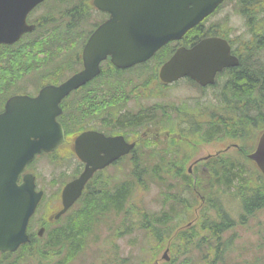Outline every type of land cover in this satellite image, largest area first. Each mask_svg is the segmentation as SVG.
<instances>
[{"label": "water", "instance_id": "95a60500", "mask_svg": "<svg viewBox=\"0 0 264 264\" xmlns=\"http://www.w3.org/2000/svg\"><path fill=\"white\" fill-rule=\"evenodd\" d=\"M42 0H0V42H12L30 27L26 13ZM221 0H93L109 14L91 34L82 52L84 68L59 86H46L38 95L14 96L0 113V252H12L28 240L26 226L42 192L35 190L34 177L18 175L41 151L55 149L63 140L62 126L56 122L60 100L98 72V63L107 55L117 67L147 60L169 40L180 36L210 13ZM225 41L206 38L191 48L179 47L160 67L159 78L171 82L189 76L206 84L216 71L236 65ZM121 136L105 137L95 131L82 132L75 139V152L84 169L62 190L64 212L80 195L85 182L97 169L127 153ZM264 176V131L255 150L247 155Z\"/></svg>", "mask_w": 264, "mask_h": 264}, {"label": "trees", "instance_id": "16d2710c", "mask_svg": "<svg viewBox=\"0 0 264 264\" xmlns=\"http://www.w3.org/2000/svg\"><path fill=\"white\" fill-rule=\"evenodd\" d=\"M78 2L79 0H57V3H60L62 8L68 10L78 4ZM251 19H256L255 15ZM49 22H51L50 19ZM190 32L193 37L190 36L191 40L189 42L203 35L198 26L191 29ZM51 34H53V31H51ZM261 34L263 36L264 32H261ZM262 36L258 37V39H262ZM9 50L0 49V52H4L3 60L8 55ZM171 50L172 48L169 45L164 46L159 51L160 54L158 53L160 56L158 61L165 59L171 53ZM11 55L16 57L17 51H13ZM244 69L245 67L240 65L236 72H231L228 81V85L231 86L229 87L231 95L226 98L225 94L227 92L222 93L224 100L223 105L220 107L222 112L221 114L212 115L209 119L210 121L205 126V141L230 137L247 142L250 131L257 128L264 129V81L262 83L260 80L252 82L251 77L245 71H242ZM144 78L142 75H138L129 77L128 80L141 81ZM122 82L119 74H116V83L114 84L117 85L118 90H113V93L110 92L106 98L102 97L99 102L96 101L98 97L97 90L91 89L94 82H90L89 89L82 90L75 101L67 103L68 106H64V113L60 117L65 123L66 129L75 132L76 129L83 128L88 119L96 117L99 112L105 109H109L110 107L108 106L113 105L116 103L115 100L119 99L115 95L120 92V89H123ZM145 83H147V80L141 82V84ZM76 101L80 103L77 105L75 104ZM157 109L162 112L158 113L159 116L155 123L160 127L167 128L168 126L172 132L170 123L167 121L169 112L161 108L160 104L157 105ZM181 110L180 107H175V114L178 113L179 116L183 117L184 113H181ZM143 114L144 111L137 116L128 115L126 118H122L121 122L125 127L132 126L131 124L138 122ZM142 122H144V119H142ZM173 123L175 125L174 121ZM190 133L196 137H202L200 128L192 130ZM182 137L186 136L182 135ZM181 141H183L181 137L179 139L171 137L169 141L162 145L159 142L147 144V149H150L147 153H141L136 158L128 160V165L131 168L129 181L124 179L114 187L109 185L105 187V184H102L101 186L90 188L89 185L86 188L85 200L79 213L83 215L79 219L77 218V221H74L72 226L64 228L59 235L58 233H49V240L46 239L37 249H31L30 246L24 244L12 254H1L0 264H21L22 261L26 262L29 259L35 260L37 264H51L54 258L61 256L62 252L61 248L56 247L53 243L55 236L58 235L61 244L65 240L71 242L75 238L77 240L80 237L83 238L85 230L80 228L81 223L84 224V222L89 228L85 238L92 234L94 232L93 227L98 223V216H105L111 213V208L116 211L121 209L122 211L123 205L131 194L129 187L140 186L139 184L142 183L141 180H143L144 176H149L159 185L162 183L168 187L173 186L172 181L174 180L178 181L176 184L180 183L179 190H175L173 194H167L163 202L171 200L170 209L180 210L181 213L178 214V217L180 221H183L182 224L174 225L175 227L170 230L169 223L175 222V214L169 209L160 214L140 211L143 219L139 227L151 234L158 243L157 247L161 246L162 242L169 241L170 247L180 246V252H194L197 254L194 258L189 256L178 263H175L173 256L172 260L167 264H232L229 261L227 263V260L225 261L228 244L221 240V235L233 229L237 223H244L256 211L264 209V179L253 163L250 165L249 161L233 160L232 158H212V164L207 170L204 171L199 166H195L192 172L188 173L186 168H184L185 161L181 162L182 159L176 157L178 155L177 152L180 150L179 142ZM242 148L245 149V146ZM174 157L176 161L172 160ZM153 159L156 161L151 162ZM174 166H177V168H173ZM148 168L150 171H148ZM143 169L145 171H141ZM95 180H100V177L95 178ZM102 181H105V179L103 178ZM93 189L97 191H92ZM184 189L188 190L190 194L187 199L180 197V191ZM227 194L239 200L241 210L239 219L231 217L220 202V198ZM201 197L203 198L202 202L200 201ZM191 202L201 204V207L196 216L194 215L195 222L188 227H181L187 220L188 210L192 206ZM125 215L127 216L126 219H128L130 216L129 209H125ZM81 245L82 242L75 253H80ZM68 257L66 254L61 259L56 260L54 264H59L58 261L67 260ZM121 262L129 264L128 262ZM234 264H258V260L254 258Z\"/></svg>", "mask_w": 264, "mask_h": 264}, {"label": "flooded vegetation", "instance_id": "af4514ba", "mask_svg": "<svg viewBox=\"0 0 264 264\" xmlns=\"http://www.w3.org/2000/svg\"><path fill=\"white\" fill-rule=\"evenodd\" d=\"M92 1L93 0H79L78 4L69 10L62 8V5L57 3V0H48L47 4L42 5L43 1L32 8L26 15V22L33 25V30L23 34L13 43H0L1 50L10 49L4 60V52H0V60H3L0 61V73L2 74V76L0 74V111H2L6 100L11 96L23 94L34 96L45 85L59 84L65 80L66 77L81 68L80 59L82 49L90 33L108 17L105 12L95 9ZM254 8L257 14V22L251 19ZM231 12H233L236 17L243 20L245 29H240V35H235L233 31H231V26L236 27L232 24V20H230ZM49 19L51 22H49ZM198 27L199 30L203 32L202 37L216 35L225 38L230 46V53L238 59V65L236 67L224 68L216 74V77L217 75L224 77L231 74V72H236L238 66L241 65V67H245L242 71H245L251 77L252 82L260 80L262 83L264 81V35L262 36L260 32L261 29H264V0H223L215 11L206 17ZM45 28H51L53 34H51V31L45 33ZM33 32H36V34L31 35ZM190 36L193 37V34L186 33L179 41L173 43L175 46L190 44L193 41L187 42ZM260 36H262L261 40L258 39ZM13 51H17L16 57L15 55H11ZM105 63H107V67L114 69L109 65L108 60H106ZM101 67H105L104 63ZM99 79H101L100 76L93 81L94 83L91 87V89H96V92L105 89L104 79ZM89 88V83H86L78 89L73 90L66 96L67 98L70 97L68 99L65 98L67 99L65 101L63 100V104L68 106L67 103L75 101L82 90ZM206 88L209 87L204 86L201 89ZM79 103V101L75 102L77 105ZM109 111L110 109L106 112ZM123 112L124 111L120 110L119 116H122ZM147 117H149L150 121L154 118L152 113H145L140 116L138 122L132 123L131 125H140L142 119ZM84 127L85 129L82 131L97 130L103 132L106 136L123 135L128 142L134 140L131 139L128 134H125L126 127L121 121H109L108 118L104 116L88 119ZM147 128H152V126L145 127V129ZM152 132V130L143 132L146 138L145 143H147L148 140H156L148 136V133ZM131 134L132 132L130 135ZM76 136L77 135L71 139V142L66 144L65 147L67 148H63L64 151H59V148H57L51 153H42L39 156L46 157L48 163L52 165H55V163L51 162L54 156L58 157V162L66 160L69 153L74 154L73 147ZM136 140H139V138ZM37 158L39 157L37 156L36 159ZM120 161V158L114 160L107 168L114 167L120 169ZM49 164L47 165L51 167ZM30 165V163L27 164L20 178L24 173L31 172ZM35 165V162L32 163L31 168L33 166V172L36 173L34 169ZM83 166V163L79 162L70 174H65L67 177L65 176L66 179H64V181H54L52 183L54 190L49 193L36 177V190L43 191L42 198L44 193H46L44 202H46L47 209L51 210L56 207V211L53 214H47L46 216L32 221L31 225L29 224V228L36 227L38 229L43 227L45 230L46 225L49 223L54 224L53 222L60 219L62 215L58 219H53V216L61 209V190L66 182L80 174ZM175 167L176 166L173 168ZM0 168H5L4 164H0ZM201 168L204 169L203 166ZM77 200L75 202H77ZM75 202L73 205H75ZM42 237L43 234L38 235L37 232L32 231L30 234V243L33 244L34 242L41 241Z\"/></svg>", "mask_w": 264, "mask_h": 264}, {"label": "rangeland", "instance_id": "374dc122", "mask_svg": "<svg viewBox=\"0 0 264 264\" xmlns=\"http://www.w3.org/2000/svg\"><path fill=\"white\" fill-rule=\"evenodd\" d=\"M230 20H232V24L236 26V27L231 26V31H233V34L235 35H240L239 33L240 29L241 28L245 29V27L243 26V20L236 17L233 14V12H231L230 14ZM149 88L154 93L157 94L164 93V94L158 96L156 99L151 101L149 100L145 101L144 99H140L137 100L136 102H130L128 104L130 108L129 111L136 112L141 108L145 109L143 105L147 108L151 103L154 102L161 103V106L168 112L170 110V104L179 105L185 102L187 104V107H192L198 103L203 112L202 119H204V117L206 116L211 117L214 114L216 115L218 113L221 114L222 110H220V107L219 108L216 107V104L220 106L223 105L224 103L221 94L223 92H227V94H225V97L227 98H229L231 95L230 92L231 90L223 88L222 83H219L217 86L213 88H207L202 91H198L197 88L195 90V88L189 86L186 81H182V80L177 82V84L175 85L169 86L168 88L163 87L161 84H155L154 87H149ZM156 113L158 112H154V114ZM171 117H174V114L172 116L171 113ZM195 120L196 119H192L189 121H195ZM195 126H197V124H195ZM256 131L257 129L254 131V133H256ZM230 143L231 142L229 140L225 139V140H214L210 143L202 144L200 145V147L196 148L194 156L195 157L204 156L208 153H212L216 151L217 149H222ZM185 146L188 148L185 149L186 152L190 153V149H191L190 145L185 144ZM231 155H235V152L232 151V149L227 151L226 155H224L223 157L230 158ZM172 160L176 161L175 157ZM154 161L156 160L153 159L151 162ZM125 163H126V159L121 161L120 169L110 167L107 169V171H105L102 174V177L107 180L110 187H114L116 184L120 183L124 179L125 181L130 180L131 168L128 166V161H127V165H125ZM35 164L36 165L34 169L37 171L38 181L45 186V189L47 190L48 193L53 192L54 190L52 183L54 181H57L55 180V176L58 175L57 174L58 171L64 172L65 174L68 175L77 166V162L74 159V157H68L66 162H64L59 168H55L56 171L52 169L51 164L48 163V160L45 157L40 158L38 161L35 162ZM47 164H49L51 167H49ZM211 164L212 161L209 162V166ZM186 166L187 165H185L184 168ZM228 166L235 167L231 165ZM239 170L241 169L239 168ZM141 171H145V169ZM148 171H150L149 168ZM141 181L142 183L139 184L140 186L135 185L132 188L129 187L131 194L129 199L123 206V211L118 215H114V214L110 215V220L112 221L114 227L110 228L109 231L107 230L105 232L103 230L101 231V228L105 227V221L103 219L97 221L98 223H96L94 226L95 229L94 232L96 238H93L90 235L85 239L87 244L83 246V250L86 252L85 255L86 257H90L91 255L93 256V252L96 250L95 245L92 244L99 243L98 245H96V247L98 248L104 246L101 238L108 233L107 235L112 238V244H113V247L109 246V251L107 254L108 259L121 256L127 259V261L124 262H128L129 264H146L147 262L152 261L154 258L155 259L153 264L155 263L159 264L163 261L161 260V257L159 258V255L162 256L163 248L165 247V245L159 251V248L156 249L157 246L155 244V240L153 239V237L149 233L141 230L139 225L143 218L140 214V211L143 210L148 213L160 214L163 211L169 209V211L175 214L174 217L175 222L169 223L170 230H172L175 227L174 225L177 226L182 224L183 221H180L178 217V214L181 213L180 210L170 209L172 202L171 200H167L165 203L163 202L167 194H173L175 190L177 191L179 190L180 183L176 184L178 182L177 180L172 181L173 186L175 188L173 186L168 187L167 185L162 183L161 185H159L149 176H144L143 180ZM180 193H181L180 197L184 199H187V197H189L190 195L188 190L185 189L180 191ZM220 202L222 203L226 211L231 215V217L235 219H239L241 210H240V204L238 198H233L232 196L227 194L223 196V198H220ZM197 206L198 203L196 204L192 203L191 208H189L188 210L189 215L187 214L188 218L186 221L192 219V217L195 214V210ZM79 207L80 205L72 209L65 216V218H68L72 214L76 213V210ZM46 209L47 206L44 203V205L39 209V212L35 218L39 219L40 217H42L43 214L46 212ZM125 209L126 210L129 209L131 213L128 219H126L127 216L124 214ZM65 218L63 219L62 222H64ZM58 235L55 236L53 243L56 245V247H60L62 252H61V256L54 258L51 264H54L56 260L66 256V254L75 253L76 251H78L79 244L82 242V237H80L78 240L77 238H75L71 242L65 240L63 244H61L60 239H58ZM221 240L224 243L228 244L227 245L228 250L225 254L226 257L225 261L227 260L226 261L227 263L229 261L230 263L234 264L237 262H244V260H252L256 258L258 260V264H264V209L256 211L253 215L247 218L244 221V223H237L233 229L228 230L221 235ZM108 242L109 245H111L110 240H108ZM180 250H181L180 246L170 247L169 257L174 256L173 260L175 261V263H178L189 256L194 258L197 255L194 252L183 253L180 252ZM84 251L78 256L77 259H75V261H69L67 264H89L92 260V257L91 260L85 258ZM82 258H84V260L82 262H79ZM96 259L97 260L95 261V263L100 264L99 258ZM21 264H37V263L35 262V260L29 259L26 262L22 261Z\"/></svg>", "mask_w": 264, "mask_h": 264}]
</instances>
